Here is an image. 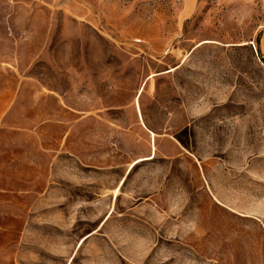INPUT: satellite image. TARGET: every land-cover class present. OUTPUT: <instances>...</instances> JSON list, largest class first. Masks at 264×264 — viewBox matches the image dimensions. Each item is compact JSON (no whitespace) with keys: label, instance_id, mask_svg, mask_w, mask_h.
Segmentation results:
<instances>
[{"label":"rangeland","instance_id":"rangeland-1","mask_svg":"<svg viewBox=\"0 0 264 264\" xmlns=\"http://www.w3.org/2000/svg\"><path fill=\"white\" fill-rule=\"evenodd\" d=\"M263 29L264 0H0V81L16 88L0 127V264L71 255L69 264H264L261 217L237 221L225 205L218 226L209 216L165 234L141 226L151 247L108 249L107 235L129 237L133 220L112 216L102 227L107 202L97 194L72 210L55 200L68 195L71 160L81 179L104 168L112 177L151 143L154 159L128 176L155 162L167 176L195 178L198 158L228 160L231 141L238 159L261 157ZM230 108L254 114L252 123L213 120ZM168 140L188 164L169 159ZM186 187L192 206L217 210ZM253 204L264 212L263 200ZM89 230L82 245L57 247Z\"/></svg>","mask_w":264,"mask_h":264},{"label":"crops","instance_id":"crops-1","mask_svg":"<svg viewBox=\"0 0 264 264\" xmlns=\"http://www.w3.org/2000/svg\"><path fill=\"white\" fill-rule=\"evenodd\" d=\"M258 47L264 60V29L259 35ZM244 82L247 87L248 81ZM15 92V86L8 87L5 81H0V127L6 123V116L13 104L12 102L16 98ZM236 101L237 99L231 98L229 103H235ZM244 104H247V102ZM230 110V113L222 116L214 114L213 120L229 121L231 128L234 126L238 128L239 122L245 121L248 123L254 119V114H239L237 111H232V108ZM148 132L150 134L153 131L148 129ZM261 141H264V135H261ZM167 142L169 143L168 151L171 157L169 159L173 162L180 155L183 157L182 164H188L190 159L179 152V147L171 140ZM231 145L228 152V160L219 161L215 157L208 165L206 164V154L204 157H199L197 160L199 175L195 178L188 177L187 179L179 176H167L165 167H160L155 162L152 163L154 164L153 166L149 167L140 166L139 168L138 166L139 170L134 175L128 176L131 170L137 167L138 163L142 161L149 162L154 159L156 148H153V143L150 145L148 155L133 159L116 176L112 177H110V172L104 168L95 175L86 173L84 179H81L77 176L76 171L78 162L71 160L69 163V182L61 183L64 191L68 187V195L67 192L60 193L59 198L55 197V200L73 202V205H70L72 210V206L74 207L73 209L77 208L79 201L84 205H89L93 200L92 195L97 194L100 196L97 200L103 203L107 202L105 211L103 209L102 221L99 223L102 227L107 219L112 216L117 217L119 222L122 218L133 220V229L131 228L132 230L127 231V233L132 234H129V237L107 235L108 240L105 241V245L108 249L111 246L112 248L121 249L151 247L148 237L141 238L139 231L141 226L154 227L156 231L165 234V232H170L173 226L176 225L204 227L207 225L204 217L207 216L213 217L215 225L217 224L218 226V217L221 215L222 205L226 206L227 209L225 211L231 219L237 221L238 217H240L245 218L249 222H254V218L258 219L254 216H260L262 227L264 228V212H255L253 204L260 199L264 201V151L261 152V157H248V154H246L247 149L244 153L246 155L238 159L234 142L231 141ZM171 161L169 162L172 163ZM118 168L120 169L119 166ZM206 168L212 170L213 176H206ZM189 184L196 186L194 193L197 194L198 200L199 198L206 199L205 197L208 196L209 202L217 207V210H203L199 209L198 206H192L189 200L190 190L186 187ZM255 185L261 188H254ZM207 189H209V193H207ZM255 189L256 192L254 191ZM80 193H84L85 197H80ZM240 200L244 202L242 205L239 203ZM159 218H162V220L159 221ZM120 224L118 225L119 227ZM98 226L96 229H98ZM93 232V230L86 231L75 240L70 238L69 241H65L64 244L60 243L57 247L65 249L76 248L82 245ZM102 234L105 235L104 231ZM110 238L114 241H111ZM153 243H158V241H153ZM71 260L72 255L69 256L68 263L66 262L65 264H69ZM133 260L135 261V259Z\"/></svg>","mask_w":264,"mask_h":264}]
</instances>
